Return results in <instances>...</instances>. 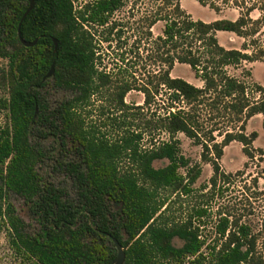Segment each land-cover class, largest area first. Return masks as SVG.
Here are the masks:
<instances>
[{"label": "trees", "instance_id": "obj_1", "mask_svg": "<svg viewBox=\"0 0 264 264\" xmlns=\"http://www.w3.org/2000/svg\"><path fill=\"white\" fill-rule=\"evenodd\" d=\"M124 3L91 0L75 6L74 0H35L23 19L29 0H0V58L8 61L0 69V89L7 95L1 99L7 122L0 125V217L7 227L10 248L33 264H110L118 254V240L125 251L124 264H264V241L259 246L263 232H255L241 216L224 213L216 221V234L203 235L206 208H195L186 219L170 221L162 215L169 197L158 195L161 188L189 194L202 173L200 165L191 166L182 154L178 133L203 146L202 157L213 167L214 188L227 145L239 141L244 153L252 155L249 147L258 132L247 134L245 122L262 114L264 125V88L258 86L263 94L251 101L246 84L227 74L224 67L256 58L226 49L218 32L256 33L248 28L250 13L256 9L264 12V0L251 4L232 0L243 11L236 20H195L179 1L171 12L156 10L152 18L147 16L149 35L159 21L164 22L162 33L147 42L136 36L134 43L137 41V49L146 50L148 56L155 50L154 59L168 66L155 74V84L148 79L142 85L117 77L127 72L122 65L130 59L120 44L124 26L111 18ZM165 4H173V0H165ZM210 5L217 12L222 10L214 2ZM19 27L26 41L37 43L25 46ZM103 41H116L122 50V64L116 63L113 71L100 65L98 49ZM53 63L54 72L46 77ZM175 63L188 64L204 86L172 77ZM134 88L145 94L144 105L149 107L160 91H166V109L157 116L141 117L140 124L128 123L131 126L115 140L97 124L87 122L95 95L108 102L106 108L101 107L102 115L111 113V105L122 113L112 117L114 123L137 116L125 103ZM52 89L72 96L52 104ZM205 101L215 108L224 102V110L242 124L239 130L226 132L221 142L212 136L213 130L206 133L194 112ZM102 125L108 126L106 122ZM152 129L168 138H150L149 142L147 131ZM144 140L149 146H143ZM158 160L166 163L156 167ZM45 161H53V168L71 181V187L50 181L40 169ZM122 161L131 168L121 170ZM181 168H187L186 175ZM9 193L24 198L34 228H29L7 200Z\"/></svg>", "mask_w": 264, "mask_h": 264}, {"label": "rangeland", "instance_id": "obj_2", "mask_svg": "<svg viewBox=\"0 0 264 264\" xmlns=\"http://www.w3.org/2000/svg\"><path fill=\"white\" fill-rule=\"evenodd\" d=\"M91 0H74L75 6ZM176 1H179L181 8L195 20H203L212 22L220 18H229L236 20L243 12L239 7L233 5L232 0H205L206 3H200L198 0H173V4L164 5L165 0H125L124 6L116 11L112 20H117L124 26V41H120L125 54L130 59L128 63L122 65V68H128L127 72H120L118 78L121 80H129L136 85H142L148 82V79L156 83V73L160 74L161 69L167 68L168 65H163L160 61L154 59L155 50L149 56L146 50L137 49V41L134 43L136 36H142L143 41L147 39L155 40L161 33L164 26L163 21H159L151 28L149 35V23L147 16L155 14L156 10L171 12ZM246 4L252 2H261L262 0H245ZM211 2L219 5L222 10L217 12L211 7ZM163 8V9H162ZM150 18V17H149ZM152 18V16H151ZM250 32L247 36H239L233 32L220 31L218 32L219 42L226 49H238L244 53L253 54L256 58L254 61L243 60L239 64H231L224 67V70L230 76L236 77L247 86L248 97L251 101L261 98L262 92L258 86L264 88V12L256 9L250 13ZM102 30V28H101ZM103 33V32H102ZM106 34H104L105 36ZM119 44V42H118ZM132 51H129L130 49ZM100 54L101 67L106 70H112L116 66L122 64L119 54L122 50L118 49L117 42L112 44L105 41L100 42L98 49ZM150 52V51H149ZM7 60L0 58V69L7 66ZM159 72V73H158ZM172 77H181L196 86L203 87L204 82L195 76L194 71L188 64L175 63L171 70ZM6 95L5 90L0 89V125L7 122L6 111L1 108V99ZM64 96H72L71 92L52 89L49 91V100L52 104L62 99ZM145 94L134 88L129 91L125 97V103L129 106V111L136 112L137 116L122 117L117 123H114L112 117L122 115L114 105H111V113L102 115L101 107L108 106L106 98L99 95L92 97V112L88 115L87 122L89 124H97L100 131L104 132L111 140H115L118 136L124 133L125 129L130 127L128 123L140 124L141 117L156 116L165 104L168 105L169 94L166 91H160L152 107L144 105ZM224 103V102H223ZM223 103L217 108L212 107L208 101L194 109L198 120L203 125L205 132L213 130L212 136L216 141L221 142L226 132H236L242 126L234 117L230 116L223 107ZM139 106L144 109H139ZM90 108V107H89ZM88 108V109H89ZM152 108V109H150ZM87 109V110H88ZM90 110V109H89ZM118 111V112H117ZM110 117V119H108ZM124 119H126V123ZM106 122L108 126L102 125ZM122 125L121 127L119 124ZM253 131L258 132V137L250 145L249 149L252 155H247L243 151V144L239 141H233L224 148V155L220 160L221 173L217 177L216 188L212 185V177L214 175L213 167L202 157L203 146L195 142L194 139L187 137L184 133H178L176 138L180 142L182 154L189 159L190 165H200L202 173L195 183L191 186L189 194L182 191L174 192L171 188H161L158 191L160 198L169 197V205L167 208H162V215L169 218L170 221L182 220L194 213L195 208H206L207 214L202 218L205 226L201 227L202 234L215 235L216 221L220 215L224 213H232L235 216H241L242 222L251 224L255 232L262 233L264 236V125L263 115L257 114L245 122V132L247 134ZM147 140L157 139L159 141L168 138L166 133L158 129L147 131ZM211 136V135H210ZM204 139H207L204 135ZM147 140L143 141V146H149ZM45 146L49 147V143L44 142ZM166 161H155V166H163ZM53 161H45L41 163V172L52 182L57 185H66L71 187V181L60 171L53 168ZM131 168V165L122 161L120 169ZM183 175H186L187 168H181ZM224 174L227 176L225 177ZM7 200L12 202L17 208L18 213L23 217L29 228L35 226L30 213L24 203V198L15 193H9ZM222 213V214H220ZM264 239L260 240L259 246H262ZM181 244V241L176 240ZM0 264H33L31 261L25 260L22 256L17 255L9 246L7 239V227L4 220L0 217Z\"/></svg>", "mask_w": 264, "mask_h": 264}, {"label": "water", "instance_id": "obj_3", "mask_svg": "<svg viewBox=\"0 0 264 264\" xmlns=\"http://www.w3.org/2000/svg\"><path fill=\"white\" fill-rule=\"evenodd\" d=\"M30 1V6L29 8L27 9V11L25 12L24 16H23V19L25 18V16L34 8L35 6V0H29ZM19 37H20V40L21 42L25 45V46H33L37 43V40H34V41H26L22 35H21V29L19 27ZM54 42H55V47L57 48V41L56 39H54ZM54 68H55V64L53 63L52 64V67H51V70L48 72L47 76L46 77H51L53 72H54ZM116 246H117V249H118V254L116 256V258L110 263V264H124V261H125V251H124V248L123 246L121 245V243L116 240Z\"/></svg>", "mask_w": 264, "mask_h": 264}]
</instances>
